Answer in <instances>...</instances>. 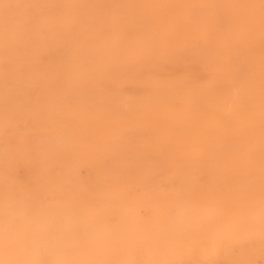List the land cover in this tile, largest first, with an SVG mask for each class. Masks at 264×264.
Masks as SVG:
<instances>
[{"label": "bare ground", "instance_id": "obj_1", "mask_svg": "<svg viewBox=\"0 0 264 264\" xmlns=\"http://www.w3.org/2000/svg\"><path fill=\"white\" fill-rule=\"evenodd\" d=\"M22 5L30 33L0 48V249L95 203L122 215L133 188L178 220L224 219L225 242L264 264V0H0V18ZM115 122L135 124L136 148L103 144L110 168L49 144ZM143 151L158 161L138 164Z\"/></svg>", "mask_w": 264, "mask_h": 264}, {"label": "rangeland", "instance_id": "obj_2", "mask_svg": "<svg viewBox=\"0 0 264 264\" xmlns=\"http://www.w3.org/2000/svg\"><path fill=\"white\" fill-rule=\"evenodd\" d=\"M25 11V5L10 8L8 13L0 18V48L11 33L20 36L30 33L28 28L20 26L17 19L25 14ZM195 38L198 40V37ZM48 39V44L51 45L53 39L52 37H48ZM157 124L160 127L164 125L163 123ZM134 126V123H102L100 124L101 129L99 128V132L96 134V131L88 129L90 125H84L82 126L84 130L78 136L66 138L64 135H60L54 142L51 140L49 144H58L62 148L61 152L66 145L68 148L75 147L77 151L82 146L86 149L90 148L91 159H105L102 162L107 168H110L118 157L116 155H101L99 148L103 144H107L113 149H117L118 146L121 148L134 146L135 149L136 145L131 140L133 139L131 129ZM109 127L114 131L113 133H116L113 137L104 136V134H109ZM143 152L142 155L134 157V161L138 164L152 165L156 160L158 161L154 154L148 151ZM126 159L125 157L124 160ZM96 163L99 162L94 161L92 167L100 169L101 167H98ZM62 166L69 170L72 169L69 162L62 164ZM171 167V165H166L167 173L170 172ZM71 172L74 173L73 170L68 173L71 174ZM163 186H165L164 192H169L168 184L162 182L161 187L163 188ZM132 189H127L128 198L131 199L134 198L131 195ZM129 199L123 205L122 215L118 208L104 212L100 210V205L95 203L92 205V210L98 213L96 217H80L86 213V209H77L73 219L64 220L67 225L59 221L61 224L56 226L55 235L61 246L59 248L61 257L67 261V264H249L246 246L236 248L225 242L224 232H221V229L224 228V219L194 211H185L183 215L187 217V220L182 216V218L179 216L178 220L174 216L173 210L171 213L170 211H160V201L152 205H145L139 201L133 203ZM195 203L196 207L203 206L202 200ZM155 214L158 219L156 216L153 218ZM166 217H170V219ZM171 217H174L173 219L176 221L171 220ZM152 219V222L154 219L157 220L156 223L158 222V224H151ZM154 224L157 225L156 228ZM175 227H177V231L173 230ZM210 229L215 230H213V234ZM73 241L75 244L72 243ZM74 245L75 247H73ZM24 250L23 248H14L8 252L19 253ZM196 253L197 255L194 256L193 254ZM196 256L200 258V261H197L199 258ZM255 260L256 264H262L261 257L258 256Z\"/></svg>", "mask_w": 264, "mask_h": 264}, {"label": "clouds", "instance_id": "obj_3", "mask_svg": "<svg viewBox=\"0 0 264 264\" xmlns=\"http://www.w3.org/2000/svg\"><path fill=\"white\" fill-rule=\"evenodd\" d=\"M0 264H67L61 257L55 227L33 237L31 247L19 253L0 249Z\"/></svg>", "mask_w": 264, "mask_h": 264}]
</instances>
